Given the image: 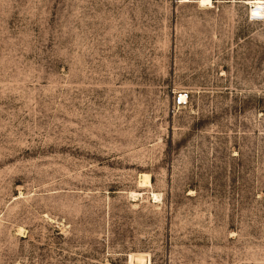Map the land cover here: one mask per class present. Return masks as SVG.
I'll use <instances>...</instances> for the list:
<instances>
[{
  "label": "rangeland",
  "instance_id": "obj_1",
  "mask_svg": "<svg viewBox=\"0 0 264 264\" xmlns=\"http://www.w3.org/2000/svg\"><path fill=\"white\" fill-rule=\"evenodd\" d=\"M212 2L0 0V264H264V14Z\"/></svg>",
  "mask_w": 264,
  "mask_h": 264
},
{
  "label": "bare ground",
  "instance_id": "obj_2",
  "mask_svg": "<svg viewBox=\"0 0 264 264\" xmlns=\"http://www.w3.org/2000/svg\"><path fill=\"white\" fill-rule=\"evenodd\" d=\"M202 3L204 4H209L211 3L213 0H200ZM247 2L251 3V14L255 15V16H261L264 14V0H247ZM213 3V2H212ZM142 183L144 182V184H151V177L150 174L147 173H143L142 174ZM154 194V193H153ZM155 197V196H154ZM157 198V197H156ZM135 260H146V256L140 254H136L132 256L131 259V263L133 264L135 262ZM142 261V262H143ZM150 264V262H149Z\"/></svg>",
  "mask_w": 264,
  "mask_h": 264
},
{
  "label": "built area",
  "instance_id": "obj_3",
  "mask_svg": "<svg viewBox=\"0 0 264 264\" xmlns=\"http://www.w3.org/2000/svg\"><path fill=\"white\" fill-rule=\"evenodd\" d=\"M187 97H188V93H185V92H182L179 94L178 98H177V101L179 103H183L187 100Z\"/></svg>",
  "mask_w": 264,
  "mask_h": 264
}]
</instances>
